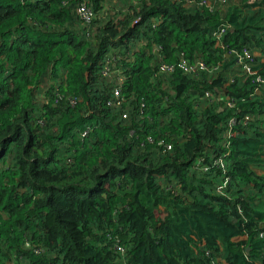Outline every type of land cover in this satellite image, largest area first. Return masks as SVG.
<instances>
[{
    "label": "trees",
    "instance_id": "trees-1",
    "mask_svg": "<svg viewBox=\"0 0 264 264\" xmlns=\"http://www.w3.org/2000/svg\"><path fill=\"white\" fill-rule=\"evenodd\" d=\"M199 1L0 0V264H264V90L227 54L264 78V0Z\"/></svg>",
    "mask_w": 264,
    "mask_h": 264
},
{
    "label": "built area",
    "instance_id": "built-area-1",
    "mask_svg": "<svg viewBox=\"0 0 264 264\" xmlns=\"http://www.w3.org/2000/svg\"><path fill=\"white\" fill-rule=\"evenodd\" d=\"M221 2H225L226 0H220ZM211 1L209 0H201L198 2V4H206V6H211ZM79 13L81 14V18L84 19L85 21H88L90 19V12L84 7L81 6L79 8ZM226 28L227 25L226 24H221L220 27H218L212 34V39L215 43V45L218 48H224V44L222 42V36L226 33ZM155 52V54L158 53V48H154L153 50ZM227 54H232L236 60V65L241 67V70L243 72V74L248 77L250 75H254L255 76V86L253 88V95L256 96H262V91L264 90V78L257 73L256 69H253L254 66V58L257 55V52L255 51H251L250 49H248L247 47H242L240 50L239 49H235L232 48L230 49ZM178 67L179 69L183 70L185 73L188 74H197L200 71H204V72H213L215 71L219 64L217 65H208L207 63H205V61L201 58H194L192 60H189L186 57L181 56L179 58V61L176 64H164L162 63L160 65V69L162 71L165 72H171L174 67ZM104 75H108V68H106L103 72ZM115 100L117 99V104H120L121 102V97L119 95V91L118 89L115 90ZM206 97H209V94L206 92L205 93ZM227 105L228 106H233V101L230 99H227ZM252 120V116L249 114L244 115L241 119H239V121H244L245 123L247 121ZM236 119L234 118H230L227 122V129L225 130V137L228 138L230 136L231 133V128L232 126L235 124ZM166 148H170L169 145L165 144L164 145ZM214 164L216 166L219 165V167L223 168V163H222V158H216L214 161ZM227 179L224 180L223 185H221L219 187L222 188L224 185H226Z\"/></svg>",
    "mask_w": 264,
    "mask_h": 264
},
{
    "label": "rangeland",
    "instance_id": "rangeland-1",
    "mask_svg": "<svg viewBox=\"0 0 264 264\" xmlns=\"http://www.w3.org/2000/svg\"><path fill=\"white\" fill-rule=\"evenodd\" d=\"M104 11H108L107 6H106V8L104 9ZM105 76H106V75H105ZM148 140H151V139L148 137Z\"/></svg>",
    "mask_w": 264,
    "mask_h": 264
}]
</instances>
